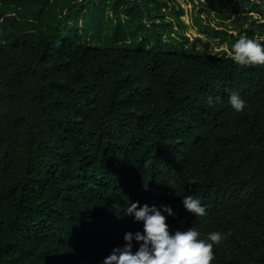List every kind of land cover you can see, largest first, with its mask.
Wrapping results in <instances>:
<instances>
[{"label": "trees", "instance_id": "obj_1", "mask_svg": "<svg viewBox=\"0 0 264 264\" xmlns=\"http://www.w3.org/2000/svg\"><path fill=\"white\" fill-rule=\"evenodd\" d=\"M39 2L0 0V264H264V57L92 44Z\"/></svg>", "mask_w": 264, "mask_h": 264}, {"label": "rangeland", "instance_id": "obj_2", "mask_svg": "<svg viewBox=\"0 0 264 264\" xmlns=\"http://www.w3.org/2000/svg\"><path fill=\"white\" fill-rule=\"evenodd\" d=\"M26 1L24 10L22 0H16L21 12L30 18L39 15L36 13L42 2ZM76 1L73 14L80 15L69 23L76 24L78 34L92 44L163 41L178 51L264 57L259 47L264 40V0H219V6L208 0H156L161 6L160 13L149 12L143 0ZM242 21L246 23L238 27ZM26 25L27 22H22L23 28ZM28 27L29 35H33L36 28Z\"/></svg>", "mask_w": 264, "mask_h": 264}, {"label": "bare ground", "instance_id": "obj_3", "mask_svg": "<svg viewBox=\"0 0 264 264\" xmlns=\"http://www.w3.org/2000/svg\"><path fill=\"white\" fill-rule=\"evenodd\" d=\"M221 47V46H220Z\"/></svg>", "mask_w": 264, "mask_h": 264}]
</instances>
